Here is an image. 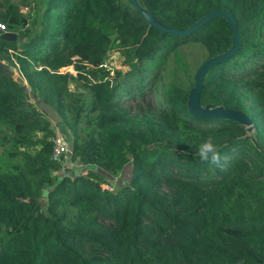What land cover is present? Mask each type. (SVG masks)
<instances>
[{
    "label": "trees",
    "instance_id": "obj_1",
    "mask_svg": "<svg viewBox=\"0 0 264 264\" xmlns=\"http://www.w3.org/2000/svg\"><path fill=\"white\" fill-rule=\"evenodd\" d=\"M137 2L177 29L214 9L234 18L239 45L207 71L199 103L241 111L251 129L187 112L196 67L231 44L223 17L172 35L147 25L128 0H46L41 27L29 35L18 29L26 24L19 4L0 0V33L15 35L0 36V60L16 50L31 97L62 119L68 113L73 131L93 119L80 143L67 132L71 153L109 175L130 168L112 191L101 185L109 176L91 169L59 175L61 162L50 159L51 122L12 71L0 69V131L10 134L0 151V264H264V0ZM185 45L202 47L194 67L182 59ZM110 50L126 58L123 80L109 76ZM170 56L166 107L136 116L121 109V97L139 95L156 76L154 65ZM71 63L83 81L72 90L74 79L59 72ZM36 129L42 137L33 136ZM209 138L227 157L223 170L196 154Z\"/></svg>",
    "mask_w": 264,
    "mask_h": 264
},
{
    "label": "rangeland",
    "instance_id": "obj_2",
    "mask_svg": "<svg viewBox=\"0 0 264 264\" xmlns=\"http://www.w3.org/2000/svg\"><path fill=\"white\" fill-rule=\"evenodd\" d=\"M17 4H19V14L26 17V24L24 26H20L19 30L27 29L29 31V35H32L39 31L41 25H40V18L41 14L43 12V9L45 8L46 0H11ZM3 24V23H2ZM59 46L54 51L57 52ZM181 56L182 59L190 66H196V64L200 61V56L202 53V47L198 46L195 48H191L189 45L182 46L181 48ZM8 56L9 60L7 61L9 64H11V68H9L12 72L11 76L13 80H15L18 84H21L22 86H25L26 88V96L32 100L33 105L35 108L39 110L37 107V100H43L42 97L33 99L28 91V87L26 83L24 82V79L22 78L20 74V68L19 63L20 59L18 58V54L16 50H8ZM52 54V55H53ZM126 58L122 55L121 52L116 50H110L109 55L107 56L105 66L109 69L110 73L109 76L114 77L116 75H120L119 80H123L125 74L124 72L127 70V67L125 65ZM6 60H0V63L4 64L5 66H8V63ZM133 63V62H132ZM173 63V57L170 56L169 58L157 62L154 67H156L155 70H152L151 73H155V77L147 82V85L143 88L142 92L139 95H136L134 97L132 93H130L129 96L124 95L119 100V106L121 109L127 111L129 115L136 116L140 114V112L143 111H150L153 114L157 113V110L161 109L163 110L166 107L167 104V96L169 98H172L171 91L169 92V87L165 80V75ZM30 66L36 70L39 69L40 63H33L30 64ZM78 66V65H77ZM4 71V70H3ZM20 71V72H19ZM78 71L82 72V69H78ZM59 72L66 76V78H73L74 80H68V89L72 90L73 86L75 84L80 85L78 82H83L77 77L76 70L73 67V64L70 65L67 64L66 66H63L59 68ZM9 73V72H6ZM151 73L148 75V77L151 76ZM164 75L165 77H163ZM80 80V81H79ZM118 80V81H119ZM129 83L133 82L130 79H126ZM78 81V82H77ZM41 95H43V92L39 91ZM127 92V91H126ZM145 104H148L149 107L145 106ZM40 111V110H39ZM116 112V111H115ZM83 118V117H82ZM65 119V121H64ZM85 119V115H84ZM49 120V119H48ZM83 120V119H82ZM51 127L52 132L47 135V137L51 136L54 132H60L64 134L67 137V132L70 134L75 133L79 139V142L81 139L85 137L86 132L92 127L93 119L91 120H84L83 122L79 123L77 125V128L73 131L70 127V117L69 114L65 115L63 119L61 118L59 121H52ZM65 122V123H64ZM43 133L38 131L37 129L34 130V137L40 138L42 137ZM10 134L6 131H0V151L2 148H5L7 146V143L5 141V138L9 136ZM70 141V140H68ZM61 168L59 170V175H73L75 173L77 174H84L88 169H91L93 171L99 172L101 174L108 175L106 176V179L109 180V182L101 183L103 187H106L108 190H115L122 186L124 182H127V177L129 175L130 168L128 165L124 166L123 169H119L114 173H111L112 175H109L105 173V171L99 167L96 164L93 163H81L77 159V154H70L66 155V157L61 161L60 163Z\"/></svg>",
    "mask_w": 264,
    "mask_h": 264
},
{
    "label": "water",
    "instance_id": "obj_3",
    "mask_svg": "<svg viewBox=\"0 0 264 264\" xmlns=\"http://www.w3.org/2000/svg\"><path fill=\"white\" fill-rule=\"evenodd\" d=\"M132 8L142 16L145 20L147 25L152 26L162 32H167L172 35H186L197 28H199L202 24H204L209 18L218 15L223 17L228 25L230 26L232 35H231V44L230 46L221 53L213 55L211 57L206 58L203 60L195 69L193 74V83L188 89L187 97H186V107L187 112L195 118H224L238 122L242 127H244L247 131L251 129V120L250 118L245 115L243 112L224 108L221 105L211 107L209 104L201 105L199 103V92L200 88L204 81V76L207 71L210 69L211 66L214 64L223 61L224 59L228 58L232 55L239 45V35L236 28V22L234 18L228 14L226 11L222 9H214L204 13L198 19H196L192 24H190L185 29H177L172 28L170 26H166L159 22L147 9L141 6L137 0H128ZM0 36L3 37H10L11 39L15 38L13 33H0ZM0 69L4 70L5 72H10L9 67L5 66L4 64L0 63ZM21 89L26 92L25 86H21ZM32 98L35 99L36 96L32 95ZM37 99V98H36ZM37 107L39 108L40 112L44 114V116L52 121H59L61 116L54 110L48 103L44 102L43 100H37ZM68 148L71 152L72 150V143L68 141Z\"/></svg>",
    "mask_w": 264,
    "mask_h": 264
},
{
    "label": "clouds",
    "instance_id": "obj_4",
    "mask_svg": "<svg viewBox=\"0 0 264 264\" xmlns=\"http://www.w3.org/2000/svg\"><path fill=\"white\" fill-rule=\"evenodd\" d=\"M196 154L202 162L216 165L222 170L225 169L228 162L227 157H221L220 148L212 142L211 138L199 144Z\"/></svg>",
    "mask_w": 264,
    "mask_h": 264
},
{
    "label": "built area",
    "instance_id": "obj_5",
    "mask_svg": "<svg viewBox=\"0 0 264 264\" xmlns=\"http://www.w3.org/2000/svg\"><path fill=\"white\" fill-rule=\"evenodd\" d=\"M0 31H5L4 25L2 23H0ZM48 140L51 143V160L61 162L66 157V155L70 154L68 140L64 134L60 132H54L48 137Z\"/></svg>",
    "mask_w": 264,
    "mask_h": 264
}]
</instances>
